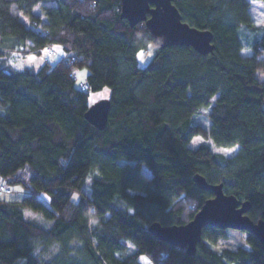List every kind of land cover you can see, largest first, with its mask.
I'll return each instance as SVG.
<instances>
[{
    "label": "trees",
    "instance_id": "1",
    "mask_svg": "<svg viewBox=\"0 0 264 264\" xmlns=\"http://www.w3.org/2000/svg\"><path fill=\"white\" fill-rule=\"evenodd\" d=\"M250 2L173 0L183 21L212 32L214 49L201 54L155 47L144 22L120 17V0H0V55L64 50L38 68L0 61V185L22 187L17 198L0 193V264H143L142 255L152 264H264L250 231L219 249L226 229L203 226L188 255L148 230L153 221L187 222L212 196L197 173L248 200L253 220L264 217V34L249 54L239 35L253 24ZM82 67L85 90L70 75ZM105 87L110 109L99 129L84 113L89 92ZM203 107L209 126L193 123ZM193 136L238 149L192 147Z\"/></svg>",
    "mask_w": 264,
    "mask_h": 264
},
{
    "label": "water",
    "instance_id": "2",
    "mask_svg": "<svg viewBox=\"0 0 264 264\" xmlns=\"http://www.w3.org/2000/svg\"><path fill=\"white\" fill-rule=\"evenodd\" d=\"M119 15L130 26L144 22L157 48L183 44L201 54L214 49L212 32L183 21L173 0H120ZM109 109L110 100L103 98L91 103L84 116L93 126L102 129L106 126ZM193 179L199 188L210 190L212 196L202 203L187 222L163 225L153 221L148 225V230L159 240L184 247L188 255L195 253L197 243L202 238V227L206 225L250 231L258 238L264 251V217L253 220L248 215L250 202L224 192L222 183H209L201 174H195Z\"/></svg>",
    "mask_w": 264,
    "mask_h": 264
},
{
    "label": "rangeland",
    "instance_id": "3",
    "mask_svg": "<svg viewBox=\"0 0 264 264\" xmlns=\"http://www.w3.org/2000/svg\"><path fill=\"white\" fill-rule=\"evenodd\" d=\"M249 11L253 20V24L250 26L247 25H242L239 28V35L241 38L242 43L244 44V48L242 49L243 54H249L251 51L250 45L255 39L260 38L264 34V6L261 0H251L250 6H249ZM21 19L25 24L29 23V19L27 15H21ZM63 49L62 47L54 43L52 44V51L50 53L48 52L47 48H43V50L39 52H33L29 50V48H25L22 51H11L8 55H0V61L2 60L3 63L6 65L16 68V69H22L23 67L26 66H32L34 68H38L43 64V62L48 59L49 61L53 62L57 58H59L61 55H63ZM151 52L153 54L154 48L152 45H149L146 50H143L140 54L139 57L144 55L147 52ZM152 54L150 56H145L144 60L141 61L140 59L138 60V64L140 66H144L147 64L149 59L151 58ZM28 57H34L35 59H32L30 62H25L21 63V66L19 68L16 67L17 61L23 60L27 61ZM83 73V76L81 77L80 73ZM88 70L86 67H82L81 69H77V71L74 73L76 74L78 80L84 79ZM107 89V92L105 91ZM109 96V89L107 87L97 90V91H90L89 96H88V102L89 104L98 101L103 98H108ZM209 108V107H208ZM208 108L203 107L202 112L200 114L194 115L193 117V123H200L205 126H209L210 120L207 115V110ZM206 111V117H201L203 112ZM206 143L213 148L214 151H216L218 148H229V147H215L213 141L211 139L209 140H203L199 136H193L192 141L190 145L197 146L200 143ZM232 147V146H231ZM238 147L235 148L234 151L224 153L226 155H232L237 151ZM218 152V151H216ZM221 153V152H219ZM142 172L150 175L149 170L143 166L142 167ZM0 182H2V179L0 178ZM11 188V187H10ZM13 188V189H12ZM11 188L10 194L5 195L8 198H17L20 196L22 187L20 185H14ZM76 194H74L75 198ZM38 197L46 204L49 205V198L50 195L47 191H39L38 192ZM25 217L28 219H37L41 220V215L38 211H34L29 208L24 209ZM243 231L233 229V228H227L226 229V236L222 237L219 239L218 243L215 245L216 248H223V247H228V248H235L237 247L242 241H243ZM140 260L142 261L143 264H152L145 255L140 256Z\"/></svg>",
    "mask_w": 264,
    "mask_h": 264
},
{
    "label": "built area",
    "instance_id": "4",
    "mask_svg": "<svg viewBox=\"0 0 264 264\" xmlns=\"http://www.w3.org/2000/svg\"><path fill=\"white\" fill-rule=\"evenodd\" d=\"M48 52L50 53V51H52V48L47 45L46 46ZM70 75L72 76V78L78 79L76 74L74 72H71ZM78 84L81 90H85L87 88V84H86V80L85 79H80L78 80ZM12 190L10 187H8L5 184H1L0 185V193H10Z\"/></svg>",
    "mask_w": 264,
    "mask_h": 264
},
{
    "label": "clouds",
    "instance_id": "5",
    "mask_svg": "<svg viewBox=\"0 0 264 264\" xmlns=\"http://www.w3.org/2000/svg\"><path fill=\"white\" fill-rule=\"evenodd\" d=\"M151 54L152 53L149 51L145 53L144 55L140 56L139 59L143 61L145 56H150ZM30 61H31L30 57H28L27 61H23V60L17 61L16 67L19 68L21 66V63L30 62ZM236 147H238V145H233L232 147H229V148H218L216 151L221 152V153H228V152L234 151ZM92 222L96 223L95 220H93Z\"/></svg>",
    "mask_w": 264,
    "mask_h": 264
},
{
    "label": "snow or ice",
    "instance_id": "6",
    "mask_svg": "<svg viewBox=\"0 0 264 264\" xmlns=\"http://www.w3.org/2000/svg\"><path fill=\"white\" fill-rule=\"evenodd\" d=\"M30 59L32 60V59H35V58L34 57H30ZM80 75L82 77L83 76V73L81 72ZM105 91L107 92V89H105Z\"/></svg>",
    "mask_w": 264,
    "mask_h": 264
}]
</instances>
